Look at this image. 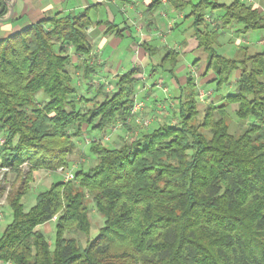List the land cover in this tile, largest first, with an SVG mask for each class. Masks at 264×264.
I'll return each instance as SVG.
<instances>
[{"label": "trees", "instance_id": "1", "mask_svg": "<svg viewBox=\"0 0 264 264\" xmlns=\"http://www.w3.org/2000/svg\"><path fill=\"white\" fill-rule=\"evenodd\" d=\"M186 5L196 46L207 55L205 72H213L222 102L211 101L200 111L188 74L172 98V121L138 130L131 142L137 127L125 121L141 80L137 68L118 75L110 91L101 82L92 97H76L72 56H84L75 67L83 82L94 73L89 8L80 15L56 13L0 38V167L19 179L6 192L10 221L0 233V262L264 264V51L239 45L237 56L227 57L216 49L226 30L235 28L236 35L264 30V13L243 0L174 7L181 11ZM216 10L210 25L205 17ZM7 12V0H0V18ZM177 62V51L167 49L150 76L158 69L173 74ZM230 104L244 123L238 133L229 132ZM116 123L125 134L107 146L101 138ZM93 133L99 137L89 142L86 167H77L71 180L52 181L25 209L21 199L33 172H63L76 151L73 138ZM4 192L1 186L0 197ZM89 203L103 218L90 237ZM53 215L50 244L39 226ZM75 233L87 237L85 244Z\"/></svg>", "mask_w": 264, "mask_h": 264}, {"label": "crops", "instance_id": "2", "mask_svg": "<svg viewBox=\"0 0 264 264\" xmlns=\"http://www.w3.org/2000/svg\"><path fill=\"white\" fill-rule=\"evenodd\" d=\"M188 1L193 3V0H176L174 3L172 0H165L164 2L163 0H8V10L9 4H12L13 11L8 20L0 21V38L56 13L80 15L86 8H89V16L94 22L87 30L92 46L89 64L93 65L94 73L88 82H83L87 86L77 81L78 89L84 86L85 89H88L89 95L93 96L99 83L109 81L114 84L118 75L132 68H137L139 70L137 76L142 81L138 83L137 91L142 90V95L145 98L148 92L155 89V81L159 77L153 79L151 85L147 83V79L154 76V74L150 76L153 67L157 65L167 49H174L178 53L177 65L173 74L172 72H164L166 78L163 81L168 85L170 95L174 98L179 95V87L185 83L188 74L194 77L197 89L202 88V85L212 84L211 80L214 78L213 72H205L206 60L195 62L188 58L189 53L198 49L194 39L192 16L188 17L182 12H177L176 18L172 19V11L176 9L174 5L182 2L188 3ZM214 1L222 3L218 0ZM253 1L264 13V0ZM214 13L213 18L218 15L219 11L216 10ZM111 25L114 27L105 34L106 27ZM234 29L229 30L228 36L232 39L235 38V45H233L236 48L241 45L237 43L244 42V46L250 52L264 51V44L257 41L251 42L250 37H246L247 33L241 36L236 35ZM262 33L264 34V30ZM144 43L151 48L150 54L142 46ZM261 46L263 49L259 48ZM201 58L204 59L205 57L201 56ZM82 59L84 56H72L71 68L74 69L76 75L82 74L80 69L75 68ZM199 65L200 68L197 67ZM237 75L238 72H235L232 81ZM229 88V90L233 89V85H230ZM157 92L159 93V91ZM160 95L161 93L158 96L156 94L155 98L151 99V103L155 104ZM80 96L77 94L76 97L79 98ZM212 96L214 103L222 102L220 93L213 92ZM160 99L169 100L162 95L157 101ZM169 101L174 109L175 100ZM230 105L236 107L235 104ZM145 114L152 116L153 112L148 111ZM130 124H133L132 120ZM122 132L124 130L117 133L119 139L123 134ZM119 139L113 141V145Z\"/></svg>", "mask_w": 264, "mask_h": 264}, {"label": "rangeland", "instance_id": "3", "mask_svg": "<svg viewBox=\"0 0 264 264\" xmlns=\"http://www.w3.org/2000/svg\"><path fill=\"white\" fill-rule=\"evenodd\" d=\"M198 0H193V3H196ZM219 2L222 3H229L231 0H218ZM191 11V6L190 5H186L183 7V9L180 11H178L177 9H174V11H172V19L176 18L177 14L179 12L184 13L185 15L189 14ZM207 11H209L207 9ZM178 12V13H177ZM217 13V12H216ZM215 14V13H213ZM189 17V16H188ZM228 32V33H226ZM263 30H255V31H251L248 32L246 37H250L251 42H258L260 37L262 36ZM224 34V35H223ZM229 34V30L224 31V33H222V35H220V39H219V46L216 47L217 51L220 54H223L227 57H234L237 56L238 54V48H236L234 45V41L235 38L232 39L231 37L229 38L228 36ZM241 36V35H240ZM241 38V37H240ZM234 44V45H233ZM238 45H244V42L241 43H237ZM250 46V45H248ZM260 49H263V46L259 47ZM190 56L188 57L190 60H194L195 62H198L199 60H207V55L206 53L198 48L196 51L189 53ZM201 56L205 57L204 59L201 58ZM198 68H200V65L197 66ZM70 71L73 74L74 77V83L76 84L77 81L83 83L82 77L81 75H76L75 71L73 68H69ZM159 76V77H158ZM162 78L164 81V78H166V74L164 72H162L160 69H158L155 73L154 76L150 79H147V83L149 85H151V83L153 82V79L155 80V78ZM234 78V73L231 75V79L233 80ZM145 80V79H144ZM142 81L140 80L139 83H141ZM77 85V84H76ZM84 86L85 83H83ZM94 85V84H93ZM82 86L81 89H78V93L80 95H84L86 97H91L92 95H89L88 89ZM155 86V85H154ZM164 86H166L168 88L167 93H164L163 91L159 90L157 87H155L154 90L148 92L145 96V98L143 97V91H137L136 92V96L135 99L137 101H143L145 103V106L143 107V115L148 111H152L153 115L152 117V122L150 124L153 125L154 123L158 122V121H162L164 119H167L169 122L172 121V117H171V112L173 110L170 101L169 100H173L171 95H170V90L167 84H165L164 82ZM147 87V86H146ZM202 88L204 89H212V94L214 92V84H208V85H202ZM105 91H110L112 89V85L111 83L108 81H105ZM149 89V88H147ZM161 93L162 96L167 97V99L169 100H162L160 99L159 101H157L161 95L159 96V98L155 101V104L151 103V99H154L156 94L158 96V92ZM216 93V92H214ZM220 94H223V91L219 92ZM212 94L206 98H204L203 101H199V99L196 97V101L198 103V109L200 111H202L209 102L213 101V96ZM218 94V93H216ZM37 100L41 99V92L36 94ZM97 99H101V96H97ZM153 102V101H152ZM90 106V103H87L85 105V107ZM234 105H228L227 106V112H228V124H229V132L230 133H238L242 130L244 123L241 122L240 120H238V118L235 116V114L233 113V109H234ZM160 111V112H159ZM202 114V113H201ZM201 114H199V118H201ZM149 128V127H148ZM147 128V129H148ZM124 130V128H118L117 131H113L110 133L108 140H105L103 138L102 139V143L106 144L107 146H112L113 145V141L119 139L117 136V133H119L120 131ZM135 131V130H134ZM122 136H124V132H122ZM2 134H0V138H2ZM99 137L98 133H93V134H89V135H85L82 140H77L76 138H73L74 141H76V151L70 156V165L67 169H65L63 172H57V173H52V172H47L44 170H36L33 172V178L32 181L30 183V189L29 191L22 197L21 202L24 206L25 209H27L29 206H31L34 203V197L35 194L39 191V190H43L46 189L52 181L55 180H60L63 179L65 173H72L75 169H77V167H79L80 165H83L86 167V165L89 163L90 161V157L88 154V145L89 142L92 139H96ZM25 169V166H23ZM35 173V174H34ZM59 173V174H58ZM19 182V179L17 178L16 174L12 171H0V187L4 186L5 187V192L3 193L2 197H3V204L1 206V214H2V219L0 220V233L3 230V228L5 227V225L10 221V212H9V208L6 204V192L11 188V187H16L17 184ZM4 214H6V216H4ZM88 215H89V219H90V223H91V227H90V233H89V237L93 236L97 233L98 229L100 226H102L103 224V218L95 211L92 203L88 204ZM54 221H50L46 224H42L39 226V229H41L46 236L49 239V243L51 244L52 239L54 237ZM73 236H75L82 244H85V241L87 239V237L84 234H80V233H75L72 234Z\"/></svg>", "mask_w": 264, "mask_h": 264}, {"label": "built area", "instance_id": "4", "mask_svg": "<svg viewBox=\"0 0 264 264\" xmlns=\"http://www.w3.org/2000/svg\"><path fill=\"white\" fill-rule=\"evenodd\" d=\"M164 1L165 0H163V2ZM243 1L247 4H255V2L253 0H243ZM205 20L210 25H214L216 23V20L211 16H206ZM258 43L264 44V34L260 37ZM155 87L161 89L164 93H167V91H168L167 87L164 86V82H163L162 78H157V80L155 81ZM211 94H212V89L198 88L197 98L199 99V101H203L204 98L210 96ZM144 106H145V103L143 101H140V100L137 101L135 99L131 108H130V116L127 118L125 123L128 124L132 120L133 123L136 125L137 129L134 132H132V134H130V136L128 138V142H131L134 140L138 130L147 129L152 122L151 116L143 115V112H144L143 107ZM121 126H122V124H120V123H116L115 125H113L112 128L110 129V132L103 136V139L108 140L110 133L113 131H117V129L121 128ZM3 142H4V138L2 137V138H0V145L3 144ZM0 171H3V172L8 171V168L7 167H0ZM72 178H73V174L68 172V173H65L63 180L67 181V180H71ZM3 197L2 196L0 197V220L2 219L1 206H2L3 201H4ZM55 219H56V215H53L51 218V221H54ZM0 264H12V263L7 261V262H0Z\"/></svg>", "mask_w": 264, "mask_h": 264}, {"label": "water", "instance_id": "5", "mask_svg": "<svg viewBox=\"0 0 264 264\" xmlns=\"http://www.w3.org/2000/svg\"><path fill=\"white\" fill-rule=\"evenodd\" d=\"M7 3H8V0H7ZM12 11H13V5L12 4H9L8 13L4 17L0 18V21H6V20H8L10 18L11 14H12Z\"/></svg>", "mask_w": 264, "mask_h": 264}]
</instances>
